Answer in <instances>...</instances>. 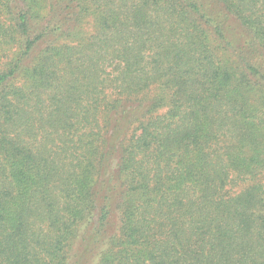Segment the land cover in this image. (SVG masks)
Instances as JSON below:
<instances>
[{"label": "trees", "instance_id": "16d2710c", "mask_svg": "<svg viewBox=\"0 0 264 264\" xmlns=\"http://www.w3.org/2000/svg\"><path fill=\"white\" fill-rule=\"evenodd\" d=\"M0 264H264V0H0Z\"/></svg>", "mask_w": 264, "mask_h": 264}, {"label": "rangeland", "instance_id": "374dc122", "mask_svg": "<svg viewBox=\"0 0 264 264\" xmlns=\"http://www.w3.org/2000/svg\"><path fill=\"white\" fill-rule=\"evenodd\" d=\"M76 252V251H75ZM73 253H74V250H73ZM96 262V258H95V260H94V263Z\"/></svg>", "mask_w": 264, "mask_h": 264}]
</instances>
